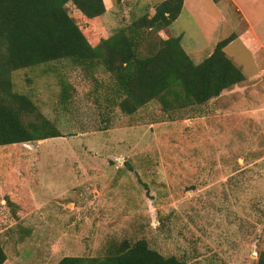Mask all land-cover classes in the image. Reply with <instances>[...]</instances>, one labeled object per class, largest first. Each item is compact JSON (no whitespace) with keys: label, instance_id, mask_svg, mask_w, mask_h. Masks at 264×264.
Wrapping results in <instances>:
<instances>
[{"label":"rangeland","instance_id":"374dc122","mask_svg":"<svg viewBox=\"0 0 264 264\" xmlns=\"http://www.w3.org/2000/svg\"><path fill=\"white\" fill-rule=\"evenodd\" d=\"M163 1L104 0L107 12L90 21L68 10L97 46ZM234 1L185 0L179 18L141 45L148 55L150 44L182 37L198 65L236 36L225 52L246 80L198 113L167 114L154 101L125 115L104 97L108 75L96 74V85L69 62L13 73L16 91L61 137L0 147L8 264L102 257L125 239L187 264H256L264 252V0ZM60 77L70 86L66 104Z\"/></svg>","mask_w":264,"mask_h":264},{"label":"trees","instance_id":"16d2710c","mask_svg":"<svg viewBox=\"0 0 264 264\" xmlns=\"http://www.w3.org/2000/svg\"><path fill=\"white\" fill-rule=\"evenodd\" d=\"M185 0H165L153 16L143 15L97 46L88 41L68 5L87 20L107 12L104 0H0V147L61 137L35 101L15 89L13 73L52 63L69 62L88 76L108 75L104 97L128 116L157 101L167 114L201 111L223 92L243 83L246 76L225 49L236 36L218 42L214 51L195 64L182 47V37L141 45L169 28L181 15ZM149 51V50H148ZM55 71V70H54ZM60 102L70 98V86L60 77ZM35 119L31 120V117ZM7 260L0 245V264ZM58 264H187L164 256L145 239L111 243L102 257H64ZM256 264H264V252Z\"/></svg>","mask_w":264,"mask_h":264},{"label":"crops","instance_id":"0c3cea01","mask_svg":"<svg viewBox=\"0 0 264 264\" xmlns=\"http://www.w3.org/2000/svg\"><path fill=\"white\" fill-rule=\"evenodd\" d=\"M230 2L232 3V4H235V1L234 0H230ZM184 4H185V1H184ZM184 7V6H183ZM8 261H9V259H7V261L4 263V264H8Z\"/></svg>","mask_w":264,"mask_h":264}]
</instances>
